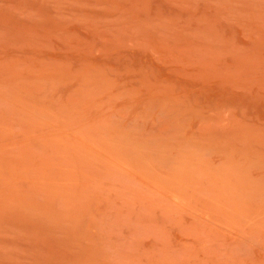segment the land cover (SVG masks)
Segmentation results:
<instances>
[{
    "label": "rangeland",
    "instance_id": "374dc122",
    "mask_svg": "<svg viewBox=\"0 0 264 264\" xmlns=\"http://www.w3.org/2000/svg\"><path fill=\"white\" fill-rule=\"evenodd\" d=\"M0 264H264V0H0Z\"/></svg>",
    "mask_w": 264,
    "mask_h": 264
}]
</instances>
